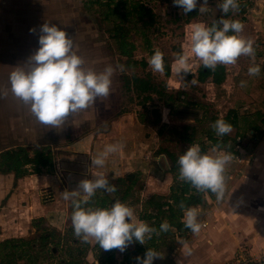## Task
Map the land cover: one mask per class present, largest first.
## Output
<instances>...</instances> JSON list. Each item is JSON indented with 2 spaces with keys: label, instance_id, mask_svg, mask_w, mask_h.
<instances>
[{
  "label": "rangeland",
  "instance_id": "374dc122",
  "mask_svg": "<svg viewBox=\"0 0 264 264\" xmlns=\"http://www.w3.org/2000/svg\"><path fill=\"white\" fill-rule=\"evenodd\" d=\"M12 2L20 4L17 9L15 6L11 8ZM142 2L153 10L156 17V21L145 30L152 47L160 48L164 53V75L152 71L148 64L149 55L144 40L132 28L131 21H128L131 27L130 40L135 44L133 55L139 64L130 66L127 63L125 56L118 52L115 40L111 38L109 30L112 23L104 17L106 11L104 5H92L86 0H8L6 2L1 0L0 2V16L5 19V33H7V38L6 36L1 38L4 41L13 39L18 45L22 44L25 50L21 54L13 53L9 47V52L1 54L6 62L0 67V92L7 90V95H0V152L21 146L31 156L36 150L50 152L53 158L52 164L41 167L39 172L52 173L55 170L58 175L63 174L65 177L74 172L73 174H78L81 179L90 177L92 179V172L105 171L109 183L114 184L117 190L113 194L97 191L90 201V206L109 207L115 200H119L131 206L135 217L139 220L148 211H155L148 204L152 197L169 198L170 188L178 180V158L190 144L200 145L197 141L201 140L206 147V150H201L203 152L211 150L212 145L208 140L207 132L212 128L211 125L216 118L225 116L231 109L238 112L239 122L245 128L239 131L233 127L232 133L229 134L231 141L228 142L231 147H223V150L233 153L236 157L226 169V191L239 188L240 180L251 176L250 169L256 159L261 158L264 163V121L259 122L258 119L251 117L255 121L246 124L241 118L254 112L256 98L264 94V0H239V11H230L225 17L239 19L244 24L242 34L255 41V63L261 67L260 75L248 76L247 69L252 61L249 57L242 56L236 65L224 66L225 76L221 83L213 82L211 76L204 81L199 80L200 66L195 58L190 61L195 75L191 73L186 75L184 82H180L172 71L176 54L189 48L191 24L204 22L211 25L213 19H220L224 15L216 7L219 0H208L212 8L211 14L199 13V5L203 0H198L197 8L192 11L193 14L189 12L186 15L181 8L173 4V0H142ZM9 8L14 9L13 14H8ZM44 22L62 27L66 34L73 38L74 50L85 59L86 66L94 68L97 72L108 65L114 68L118 64L124 66L123 72L116 71L112 77L110 96L101 97L92 107L74 114L61 129L47 128L37 122L28 108L16 100L10 91L9 75L15 66L27 61L32 54L28 51L30 46H33L35 51L39 47V27ZM15 29L22 31L21 38L15 37L12 31ZM15 48L18 49V46ZM147 73L150 74L155 91L148 94L137 93L128 84V80L134 74L146 76ZM193 79L196 80L195 84L192 83ZM241 81H246V87H240ZM157 91L162 93L159 94ZM88 133L94 136V150L97 153L102 151L106 144L120 140H123L126 146L121 152L108 158L104 169H91V158L81 155L69 156L71 159L66 161L65 150L62 149L63 153L57 147L67 142L71 143L77 137ZM212 134L216 136L214 130ZM26 168L25 176L38 173L34 171L33 165H27ZM9 173L14 178L10 185L13 188L18 178L15 179L12 172ZM3 174L7 175V173ZM132 179L135 181L131 184ZM61 180L65 185L63 178ZM3 181L5 180H0V183ZM62 187L55 191H51L50 188L49 190L39 188L37 194H40L43 200L48 199L50 202L56 200L60 201L61 205L69 206L68 210L65 209L60 213L62 219L59 225L62 227V224H67L65 233L52 225H45L46 220L42 217L44 222L40 223L38 228L34 226L30 234L25 237L35 242L34 251L30 252L41 251L37 256L36 264H67L68 260L75 256H80L81 263L87 262L84 257L88 255L90 249L92 256L98 261L99 256L103 257L106 251L94 240L83 242L74 236L70 218L73 209L70 201L63 199ZM1 188L3 187L0 184V191ZM9 195L10 193H7V198ZM38 195H34L36 200L40 198L37 197ZM207 195L211 197L210 199L216 200L214 195L206 193L204 202L194 206L200 210V221L204 220L207 214L205 205L213 204L210 200L206 201ZM102 198L105 206L98 205V201L100 202ZM231 199L234 201L235 198ZM19 216L26 218L21 214ZM145 222L151 226L153 219H146ZM43 226L54 228L56 232L54 241L41 248L39 236L43 232ZM194 236L195 234L190 230L186 236L178 232L166 234L164 243L155 239L156 242L161 243L157 251L163 255V259H155L153 264H181L185 258V244L192 250L195 246L197 240H194ZM151 241H148L147 245L134 242L123 253L114 249V254L118 253L120 260L129 255L136 257L138 247H143L144 251L147 247L156 249L154 244L150 245ZM239 247L258 253L263 258L261 261H264V253L253 249V245L242 243L236 250ZM232 258L233 255L225 264H232ZM25 261L17 260L16 264H33L32 261L28 263Z\"/></svg>",
  "mask_w": 264,
  "mask_h": 264
},
{
  "label": "clouds",
  "instance_id": "9594fccd",
  "mask_svg": "<svg viewBox=\"0 0 264 264\" xmlns=\"http://www.w3.org/2000/svg\"><path fill=\"white\" fill-rule=\"evenodd\" d=\"M198 0H173V4L187 14L197 8ZM216 7L223 16L213 19L211 25L204 22L192 23L189 30V48L177 53L172 71L180 82L193 74L190 61L195 58L198 66L215 71L220 65L234 66L240 57H249L252 63L247 69L248 76H259L261 67L255 63V41L244 36V24L239 19H228L226 15L238 12L239 0H219ZM200 14H211L208 0L199 5ZM35 31V29H30ZM39 47L27 61L14 67L9 75L10 91L25 105L36 121L47 128L61 129L69 118L92 107L97 99L107 98L112 93V77L116 71L123 72V65L106 66L97 72L86 66L85 59L74 50L73 38L62 27L44 22L39 27ZM154 73L165 74L164 53L155 48L148 58ZM195 84L196 80L193 79ZM246 87V81L240 82ZM179 90V89H178ZM6 96L7 90L0 92ZM211 127L219 138L233 131L231 123L218 118ZM123 140L108 143L102 151L91 156V169H104L108 158L121 152L125 147ZM233 153L223 150L222 142L213 145L210 151L203 152L199 144H190L178 158V177L197 192H209L216 201L224 199L227 185L226 169L235 159ZM92 179H82L77 188L62 192L63 199L70 201L73 209L71 224L73 234L83 242L94 240L105 251L118 249L124 252L134 242L147 245L153 236L168 232L172 225L162 221L159 229L135 217L134 209L126 203L115 200L109 207H93L90 201L97 191L108 194L116 192L114 184L109 183L107 173L102 170L92 172ZM183 211L182 223L195 235L203 227L199 217L200 210L194 206L179 205ZM192 248L185 244L186 256ZM138 264H153L155 259H163L156 249L147 247L143 257H135ZM264 264V261H262Z\"/></svg>",
  "mask_w": 264,
  "mask_h": 264
},
{
  "label": "crops",
  "instance_id": "0c3cea01",
  "mask_svg": "<svg viewBox=\"0 0 264 264\" xmlns=\"http://www.w3.org/2000/svg\"><path fill=\"white\" fill-rule=\"evenodd\" d=\"M18 5L20 4L13 3L11 8L15 6L17 9ZM11 8H9L8 14H13L14 9ZM5 29V19L0 16V67L3 62H6L5 57L1 54L9 52L8 49L11 48L13 53L20 52V54L25 51L24 46L13 42V39H11L12 43L10 40L9 42L2 39L7 35ZM12 31H14L15 37H22L20 29ZM16 46L18 49L15 48ZM30 47L28 51L34 53V47ZM92 135L89 133L81 135L71 143L67 142L57 149L65 150L66 161H69L71 159L69 156L72 155L94 157L97 152L94 150L95 140ZM54 149L56 150V148ZM253 163L250 169L251 176L243 177L239 182V188L227 190L222 201L217 203L216 200L210 199L209 195L206 196V201L210 200L213 206L205 205L207 214L201 221L205 223V226L202 227L198 236L193 237L195 241L197 240L193 246L194 254L185 255L184 262L182 261L181 264H225L234 254L237 246L242 243L253 245V249L264 253V163L261 158L256 159ZM73 173L67 174V177L62 173V175H58L55 170L52 173L28 174L18 178L13 188L10 186L14 180L13 175L9 172L7 175L0 173V180H5L0 183L3 187L0 191V202L3 200L0 208V241L11 237H26L30 234V230L34 229L32 219L38 217L45 218V225H52L65 233L67 224H62V227L59 225L62 219L60 213L65 209L68 210L69 206L61 205L60 201L56 200L53 202L48 199L43 200L41 195L37 194V189L47 188L49 190L48 188H50L51 191H55L61 186L64 191L75 189L82 179L78 174ZM62 178L66 182L65 185L61 183ZM87 179H91V177ZM7 193H10L8 198ZM35 194L40 198L36 200ZM231 198H235L234 201ZM19 214L26 218H20ZM88 252L87 257H84L87 262L98 264L97 259L92 256L91 249ZM115 256L119 259L118 253Z\"/></svg>",
  "mask_w": 264,
  "mask_h": 264
},
{
  "label": "trees",
  "instance_id": "16d2710c",
  "mask_svg": "<svg viewBox=\"0 0 264 264\" xmlns=\"http://www.w3.org/2000/svg\"><path fill=\"white\" fill-rule=\"evenodd\" d=\"M131 1L132 2L120 0H86L87 3L92 5L100 4L106 6L104 17L112 23L109 30L111 38L115 40L118 52L122 56H125L127 63L130 66H136L139 63L136 59H134L133 52L135 50V44L130 40L131 27L128 25V21L132 22V28H134L135 31L142 36L145 48L150 57L154 53V48L152 47L150 38L146 34L145 28L151 26L156 21V17L153 10L146 6L142 0ZM190 14H193L192 11ZM224 70V66L222 65L218 66L214 72L200 66L198 69V79L204 81L211 76L213 82L221 83L225 76ZM129 80L128 84L131 85L137 93L148 94L151 91H155V86L153 85L150 74L148 73L146 76H138L134 74ZM157 93L161 94L162 92L157 91ZM255 105L256 108L252 114L241 116L244 123L249 124L255 121L251 119V117L258 119L259 122L264 121V94L259 95L256 98ZM222 118L231 123L232 126L237 128L239 131L245 128V126L239 122V114L234 109L229 110ZM213 130L214 129L211 128L207 132L208 140L211 142L212 146L218 142H222V147H231L228 145V142L231 141V137L229 135L219 138L212 134ZM197 143H200L201 149L206 150V147H204L201 140L200 142L197 141ZM52 162L53 158L50 152L36 150L31 156L22 146L14 149H6L0 152V172H12L15 179L25 176L27 173V165H33L34 171L39 172L41 167L50 166ZM134 181L135 180L132 179L131 184L134 183ZM170 190L171 192L169 198L167 199L158 196L152 197L148 204L154 208L155 211H148L147 214L141 216V220L143 221L152 218L153 224L151 226H154L157 229H159L160 223L165 220L173 226L170 231L162 232L159 236H153L150 245L154 244L156 246V250L161 243L156 242L155 239L162 240V243H164L166 240L164 236L166 234L178 232L180 235L186 236L187 232L190 231V229L185 228L182 223L183 211L179 205L183 203L187 207L202 204L205 200V194H209V192H197L188 183H184L179 180L172 184ZM98 205L105 206L103 198L100 202L98 201ZM43 220L44 219L42 217L35 218L32 220V224L38 228L39 224L44 222ZM42 230L43 232H41L39 240L41 241V248H44L49 243L54 241L56 230L54 228L49 229L44 226L42 227ZM34 243V240L25 237H11L0 241V264H16L17 260H26V263L32 261L33 264H36L37 256L41 251L36 250L35 253L30 252L34 251ZM136 251L137 255L143 257L145 252L143 247H138ZM80 260V256H75L71 258V260H68L67 264H80ZM124 260L132 262L135 260V257L129 255L121 260L117 259L113 249L106 251L103 257L99 256L98 264H122ZM81 264L88 263L83 262Z\"/></svg>",
  "mask_w": 264,
  "mask_h": 264
},
{
  "label": "built area",
  "instance_id": "2783aa9c",
  "mask_svg": "<svg viewBox=\"0 0 264 264\" xmlns=\"http://www.w3.org/2000/svg\"><path fill=\"white\" fill-rule=\"evenodd\" d=\"M205 226V223H202ZM263 258L258 253H253L246 248L239 247L233 254L232 264H262ZM122 264H138V262L124 261Z\"/></svg>",
  "mask_w": 264,
  "mask_h": 264
}]
</instances>
